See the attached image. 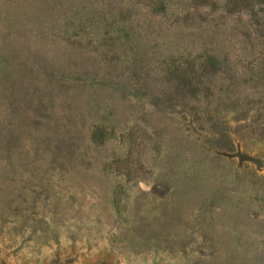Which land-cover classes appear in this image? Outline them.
<instances>
[{"label":"rangeland","instance_id":"obj_1","mask_svg":"<svg viewBox=\"0 0 264 264\" xmlns=\"http://www.w3.org/2000/svg\"><path fill=\"white\" fill-rule=\"evenodd\" d=\"M229 6L0 0V264H264V4Z\"/></svg>","mask_w":264,"mask_h":264},{"label":"trees","instance_id":"obj_2","mask_svg":"<svg viewBox=\"0 0 264 264\" xmlns=\"http://www.w3.org/2000/svg\"><path fill=\"white\" fill-rule=\"evenodd\" d=\"M230 6H229V11L233 13H241V12H254L255 6L257 4H264V0H229ZM215 4V0H194V6L200 8L201 6H212ZM207 65V66H206ZM218 66V61H215V59H210L205 66V70L203 73L208 69L210 73H213V71L217 68ZM196 78V77H195ZM194 77L187 78V79H195ZM190 84V83H187ZM224 137H222L220 140L222 144L229 147L227 144L229 140H227V133L223 134ZM229 137V136H228Z\"/></svg>","mask_w":264,"mask_h":264}]
</instances>
